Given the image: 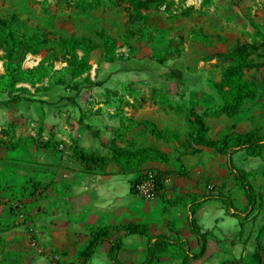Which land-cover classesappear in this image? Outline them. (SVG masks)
I'll use <instances>...</instances> for the list:
<instances>
[{"label": "rangeland", "instance_id": "1", "mask_svg": "<svg viewBox=\"0 0 264 264\" xmlns=\"http://www.w3.org/2000/svg\"><path fill=\"white\" fill-rule=\"evenodd\" d=\"M139 2H146L145 8L137 10ZM0 20L6 24L3 28L7 26L11 29L32 50L23 61V69H32L44 62L45 65L52 64L54 70H60L66 67L60 40L72 35L90 39L96 48L89 54V76L94 83L102 82V86L83 89L78 104L85 112L102 116L114 141L131 145L132 130L145 128L136 137L139 139L149 135L151 127H156L159 135L151 133V136L163 145L167 152L164 156L172 159L175 168H179L177 143L183 133L193 130L191 111L197 112L206 121L210 137L220 138L233 130L243 133L257 130L264 134V0H0ZM103 34L114 39L116 60H125L132 54L135 63L164 70L152 61V58H164L168 66L178 64L181 69H187L188 86L164 82L145 72H124L119 69L118 62L104 61L101 59ZM240 43L252 47L250 59L254 67L244 72V78L257 85L258 93L253 100L244 101L241 110L232 116L220 112L204 115V108L220 103L216 94H212L210 84L220 80L222 70L229 65L226 54ZM77 54L81 56V52L77 51ZM3 55L0 46V74L4 72ZM43 85H47L46 80ZM20 86L30 89L28 85ZM62 93L51 92L53 96ZM77 117V110L73 108L62 117L53 136L58 138L57 134L62 135L74 127L73 122ZM29 120V116H22L13 121L18 124L12 129L14 133L11 131L8 139L3 140L10 155L9 161L15 162V159H21L26 154L22 146H15L18 145L17 140L19 143L24 140L27 143L25 147L30 145L31 148L30 139L37 138L44 147L43 129L30 126ZM20 129H24L22 134L16 136V131ZM59 150L54 152L57 162L63 153ZM49 153L52 154L51 151ZM41 159L47 161L48 156L45 154ZM238 162L249 171L255 193L264 194L263 163L258 160ZM220 167L223 168L222 164L214 177L211 178V175L206 179L214 188L223 182L218 175ZM196 168L192 167L194 170ZM19 179L17 181H20L18 185L21 187L17 185L14 188L25 186L26 183L21 184L23 179ZM137 200L135 208L123 215L110 214L103 219L112 223L148 222L159 216L155 209L161 208L162 212L166 209V205L159 202L157 207L156 202ZM45 203L47 200L41 201L40 217L47 215ZM73 216L75 219L80 217L77 214ZM229 221L232 222L221 226L234 238L238 227L234 220ZM251 222L252 225L244 223L245 235L250 226L254 229L262 225L264 210L259 211L255 221ZM58 241L52 238L45 240L35 232L33 235L29 227L12 231L3 236L0 262L30 264L34 254L44 255L47 262L53 264L75 261L81 242H74L71 250L62 251L57 245ZM260 242L264 247V242ZM130 249L122 256L123 260L128 259L124 262H139L144 253L134 247Z\"/></svg>", "mask_w": 264, "mask_h": 264}, {"label": "crops", "instance_id": "2", "mask_svg": "<svg viewBox=\"0 0 264 264\" xmlns=\"http://www.w3.org/2000/svg\"><path fill=\"white\" fill-rule=\"evenodd\" d=\"M239 45L243 44H237L230 52ZM197 47L200 46L197 45ZM225 58L228 60L226 56ZM257 93L258 87L256 95ZM4 99L5 96L1 95L0 100ZM241 107L238 112L241 110ZM72 109L69 106L59 110L51 107L43 109L29 106L0 107V226L3 228L9 227L8 231L1 233L2 239L5 234L12 231L26 230L29 227V224H27L14 228L13 225L19 222L20 219L13 218L7 211V202L12 201V198L22 190V188H14L20 184V181H17L18 178L23 179L21 184L32 179L39 183L41 187L47 188L45 199L35 202L30 209V213L34 217V227H29V230L32 231L33 235L35 232V234L45 240H48V238L56 241L61 239V241L57 242V245L62 251H66V249L67 251L71 250L74 242H81L77 259L66 263L58 261L60 264H79V253L88 243L90 235L99 228L104 226L117 228L129 223L145 224L148 227L149 234L152 236L167 235L169 238L175 239L179 235L182 238L188 239L191 249L195 250L196 241L190 232L187 221L186 205L191 200L189 196L202 197L222 189L224 193L231 195L236 208L243 207L242 192L238 186H235L233 178L227 169L226 157L216 153L213 149L196 146L189 142V134L194 132V130L183 133L177 143V146L179 144V149H177L178 156L176 158H178L179 168H175L172 159L164 156L167 152L162 147L163 145L159 140H153L151 133L154 126L150 128L149 135H145L139 139L136 137L140 136L139 134L143 127H140L141 130L138 131L132 130V144L130 145L129 143L114 141L110 131L106 129L102 116L98 114L89 122L95 130L100 131L96 137L92 132L77 124V117L76 121L73 122L74 127L62 135L57 134L59 137L55 138L53 133L58 129L56 127L57 124H60L62 117ZM22 116H29L30 120L28 124L30 126H36L37 130L38 128L43 129L41 135H43L44 147H41L42 145L37 138L30 139L32 142L31 148H29L30 145H28L29 147L26 146L27 148L25 147L27 143H24V140L20 141L21 144L17 140L18 145L16 144L15 146H22L21 149L25 150L26 154L21 159H15V162L14 160L9 161L10 155L3 140L8 139L7 137L11 131L14 133L12 129L17 123L15 124L13 121L15 122L17 118L20 119ZM203 122L207 129V138L220 140L224 136L220 138L210 137L208 135L207 123L204 119ZM1 130H8L9 135L3 136ZM22 131L21 129L17 130L16 136L19 133L22 134ZM28 131L32 132L29 128ZM234 132L243 133L233 130L226 134ZM73 140L77 141L78 145L87 152L104 158L110 157L109 148L112 144L122 150L147 149L149 152L145 155L146 162L140 166L138 173L123 170L116 163L110 162L103 170L95 167L91 175L82 171L83 167L79 162L70 159L69 146ZM48 141L58 144V149L63 152L61 153L62 156L58 158V162L56 155H54L55 151L51 148L45 149ZM147 142L148 144H145ZM28 149H30L29 153ZM50 151L53 155L49 153ZM45 154L48 156L47 161L41 159ZM149 158L152 161L148 162ZM234 159L240 169H243V167L239 164V160L241 162L243 160L261 161L259 159L247 158L243 153L235 154ZM221 164L223 168L220 167L221 171L218 175L222 178L223 182L219 187L214 188L206 179L211 175V178L214 177L217 170H219L218 166H221ZM193 166H197L198 168L194 170L192 169ZM145 170L171 172V176L164 181L162 189L159 190L157 198L151 201L156 202L157 207L158 202L163 206L166 205V209L163 212L161 208L155 209L159 216L155 215L156 217L149 219L148 222L135 220L127 221L126 223H112L105 221L103 217L106 215L115 214L121 216L126 211L135 208L137 199L140 198L132 192V182L138 176H141ZM244 170L247 171L246 169ZM195 172H197L198 176H196ZM202 181L204 183H201ZM227 185H230V187H226ZM22 187L24 186L22 185ZM46 200L47 203L44 206L47 215L40 217L41 201L44 202ZM177 200H180V202L174 205L173 202H177ZM75 214L77 216L80 215V217L75 219L73 216ZM194 219L203 232L210 231L212 235L207 238V250L204 257L199 260L190 259L186 264H243V262L251 261V256L256 249L255 237L258 227L253 229L250 226L249 232L245 235L243 233L245 226L240 227V224H243V217L233 218L226 215L222 205L216 201H208L195 208ZM229 220H234L238 227V232L234 238L224 230L225 225L232 222ZM249 223L252 225V222ZM221 225H224V227ZM33 238L36 239L35 237ZM260 241L264 242V235L260 237ZM108 247L107 243L99 247L87 264H108L105 257ZM133 247L145 253L144 239L138 235L125 236L124 248L120 254L123 262L124 260H128L126 258L122 259V256H125L124 252L132 250L130 248ZM182 259L183 256L181 254L170 252L164 255L157 264H181ZM139 262L134 263L137 264ZM29 263L53 264L47 262L45 256L42 254H34ZM125 263L133 264L130 261Z\"/></svg>", "mask_w": 264, "mask_h": 264}, {"label": "trees", "instance_id": "3", "mask_svg": "<svg viewBox=\"0 0 264 264\" xmlns=\"http://www.w3.org/2000/svg\"><path fill=\"white\" fill-rule=\"evenodd\" d=\"M145 6L146 2H139L137 10L145 8ZM5 25V22L0 20V27L4 29V31L0 29V46H2L4 52L2 58L4 72L0 74V96H5L4 100H0V107L29 106L42 109L51 107L59 110L69 106L77 110V124L79 126L92 132L95 137L99 135L100 131L95 130L89 124L96 114L85 112L84 108L77 102L83 89L102 86V82L94 83L89 76V54L96 48L93 42L86 37L74 35L61 39L59 46L65 55L64 62H66V67L54 70L52 64L45 65L44 62H40L35 68L23 69V61L28 53H32V50L11 29L7 28V26L3 28ZM101 38L103 40V55L101 59L108 63L118 62L121 71L145 72L155 75L164 82H178L179 84L187 85L188 79L185 73L188 71L186 68L181 69L178 64L168 66L164 58H152V61L161 65L164 70L156 66L147 67L135 63L132 54H129L125 60H116L113 53L115 49L114 39L104 34L101 35ZM29 42H31V39ZM250 48L252 49L251 46L239 45L226 55L229 65L222 70L220 80L218 82L212 81L210 84L212 94H216L220 103L216 106L206 107L204 115L220 112L227 116H232L238 112L244 101L255 98L257 92L256 84L244 78V72L254 67L250 59ZM77 51L81 52L80 57ZM44 80L47 81L46 86L43 85ZM20 85H28L33 92L29 88ZM52 91H62L63 93L53 96L51 94ZM191 119L194 132L189 134V142L196 146L213 149L216 153L226 157L227 169L233 178L235 186H238L242 192L243 207L236 208L231 195L224 193L222 189L202 197L189 196L191 200L186 205L187 221L190 232L196 241L195 250L191 249L188 239L179 235L175 239H171L167 235H150L145 224L129 223L117 228L104 226L90 235L88 243L79 253V264H87L95 255L97 249L104 243L109 245L105 256L108 264H127L121 260L120 254L124 248L125 236L133 235H138L144 239L145 253L142 260L137 264H157L164 255L170 252L181 254L183 256L181 264H186L190 259L199 260L204 257L207 250V238L212 235L210 231L203 232L194 219L195 208L208 201H216L222 205L226 215L233 218L243 217V224L241 223L240 227H244L245 222L255 221L257 213L264 210V194L255 193L250 181V173L240 169L234 159L235 154L243 153L247 158L261 160L264 165V134L257 130L246 133L234 132L224 135L220 140H211L206 137L207 129L202 117L191 111ZM152 133L155 136L159 135L155 127ZM1 134L8 136L9 132L8 130H1ZM49 148L54 151L59 150L58 144L48 141L45 149ZM109 150L110 157H98L94 153H89L81 148L77 141L73 140L69 146V156L70 159L81 164L83 167L82 171L91 175L95 167L103 170L110 162L116 163L123 170L138 173L140 166L146 162L145 155L149 152L147 149L122 150L113 144ZM154 176L156 187L159 191L162 189L164 181L171 176V172L154 171ZM140 177L138 176L132 182L131 190L134 194V185L139 181ZM25 185L22 187L21 192L12 198V201L7 202L8 214L13 218L20 219L19 222L13 225L14 228L27 224L33 228L34 217L31 215L30 209L35 202L45 199L46 196L47 188L41 187L34 180L29 179ZM178 202L180 200L173 202V204L175 205ZM8 230V226L4 228L0 226V245L3 242L1 233ZM262 235H264V222L257 228L255 237L256 249L251 256V264H264V247L260 242ZM56 263L60 264L59 262ZM0 264L3 263L0 262Z\"/></svg>", "mask_w": 264, "mask_h": 264}, {"label": "built area", "instance_id": "4", "mask_svg": "<svg viewBox=\"0 0 264 264\" xmlns=\"http://www.w3.org/2000/svg\"><path fill=\"white\" fill-rule=\"evenodd\" d=\"M134 190L138 198L146 202L154 201L159 193L156 187L154 172L145 170L139 181L134 185Z\"/></svg>", "mask_w": 264, "mask_h": 264}]
</instances>
